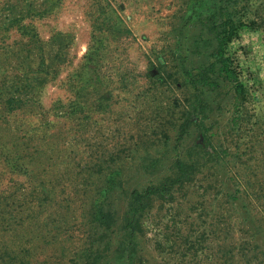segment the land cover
<instances>
[{"label": "rangeland", "instance_id": "1", "mask_svg": "<svg viewBox=\"0 0 264 264\" xmlns=\"http://www.w3.org/2000/svg\"><path fill=\"white\" fill-rule=\"evenodd\" d=\"M221 8L242 93L193 83ZM164 187L122 230L132 194ZM95 256L264 264V0H0V264Z\"/></svg>", "mask_w": 264, "mask_h": 264}, {"label": "trees", "instance_id": "2", "mask_svg": "<svg viewBox=\"0 0 264 264\" xmlns=\"http://www.w3.org/2000/svg\"><path fill=\"white\" fill-rule=\"evenodd\" d=\"M227 2V0H226ZM223 10V18L221 19V22L219 25L217 23L219 20H216L214 22V28L213 31L215 32V41L217 42V46L213 51V57L214 62L208 66V68H202L200 69V72L197 74V76L194 78V84L196 85H202V86H209V87H215L216 83L215 80H213L210 76V74L219 73L220 76L224 77L229 82H233L237 86V93H242L244 86L241 84L239 80V76L236 72V70L233 67V63L230 58H228L225 54V48L226 46L232 41L234 36L237 34L240 25L234 20L233 15L231 14L229 9H223L221 8L222 13ZM216 15V14H215ZM192 76V75H190ZM193 150V149H192ZM200 157L201 153H197ZM193 153H190L187 159L179 158L175 162V168L177 170V178L175 181L172 182V185H175L179 181H183L184 179H190L191 174L193 173V170L195 168V159H194ZM169 190L168 187H164L163 189H154L149 188L145 190L144 193L134 192L133 195V201L131 202V207L127 211V215L125 216L124 223L122 226V230L125 231H131L133 235L136 234L137 228L139 225L138 222V215L140 216L146 208L149 207L151 196L158 193V192H167ZM113 216L109 213L102 214V217L100 220L102 222V225H106L107 229L113 228L114 221ZM117 223V222H116ZM113 230V229H112ZM122 244V243H121ZM129 245H132L131 243ZM123 247V250H125V244L121 245ZM109 246H106L108 249ZM103 251L99 249L98 253H102ZM106 252V249L104 250ZM96 257V256H95ZM104 257V256H103ZM96 263H100L101 256L99 258H95Z\"/></svg>", "mask_w": 264, "mask_h": 264}]
</instances>
